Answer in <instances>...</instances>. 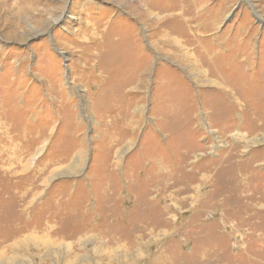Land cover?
Instances as JSON below:
<instances>
[{"label": "rangeland", "instance_id": "1", "mask_svg": "<svg viewBox=\"0 0 264 264\" xmlns=\"http://www.w3.org/2000/svg\"><path fill=\"white\" fill-rule=\"evenodd\" d=\"M89 263L264 264V0H0V264Z\"/></svg>", "mask_w": 264, "mask_h": 264}, {"label": "bare ground", "instance_id": "2", "mask_svg": "<svg viewBox=\"0 0 264 264\" xmlns=\"http://www.w3.org/2000/svg\"><path fill=\"white\" fill-rule=\"evenodd\" d=\"M142 1L143 0H137V3H138V7H140L141 8V4H142ZM162 1V0H161ZM145 2V1H144ZM151 2V1H150ZM152 2H153V0H152ZM166 2V1H165ZM147 3V2H146ZM154 3H155V1H154ZM154 3H151V5L152 4H154ZM130 5H133V4H130ZM157 5V4H156ZM146 7V6H145ZM149 7H151L150 5H149ZM154 7H155V5H154ZM158 7V6H157ZM143 8V7H142ZM159 8V7H158ZM149 9H151V8H149ZM155 9V8H154ZM151 10H153V9H151ZM157 10V9H156ZM151 12V11H150ZM154 12V11H153ZM151 14V13H150ZM143 17V16H142ZM156 18H157V16H156ZM192 18H194V16L192 15ZM189 32V31H188ZM139 203V202H138ZM138 203H136V204H138ZM135 205V204H134ZM138 206V205H137ZM135 208H137V207H135ZM148 214V213H147ZM145 216H147V215H145ZM116 217V216H115ZM46 223V222H45ZM56 231V230H55ZM57 232V231H56ZM12 248V247H11ZM49 248H51V247H49ZM56 248H58V247H56ZM15 250H18V248L17 247H14L13 248V251L11 252V253H13ZM53 250V249H52ZM51 250V251H52ZM55 251V250H54ZM61 251H57L56 253H53V254H59ZM2 254V253H1ZM4 254V253H3ZM2 258V257H1ZM90 264V263H89Z\"/></svg>", "mask_w": 264, "mask_h": 264}]
</instances>
